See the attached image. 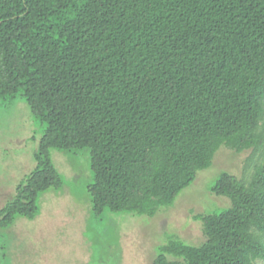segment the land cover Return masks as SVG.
Masks as SVG:
<instances>
[{
  "label": "trees",
  "instance_id": "16d2710c",
  "mask_svg": "<svg viewBox=\"0 0 264 264\" xmlns=\"http://www.w3.org/2000/svg\"><path fill=\"white\" fill-rule=\"evenodd\" d=\"M0 56V100L22 96L46 125L0 228L64 186L54 149L90 150L94 217H152L223 145L264 138V0H0ZM214 190L231 206L202 217L205 242L171 236L154 264L264 260V162Z\"/></svg>",
  "mask_w": 264,
  "mask_h": 264
},
{
  "label": "rangeland",
  "instance_id": "374dc122",
  "mask_svg": "<svg viewBox=\"0 0 264 264\" xmlns=\"http://www.w3.org/2000/svg\"><path fill=\"white\" fill-rule=\"evenodd\" d=\"M3 76L0 56V81ZM45 129L22 96L0 100V210L36 168ZM260 131L264 135V119ZM51 157L65 184L40 196L35 219L18 216L0 228V264H154L171 236L201 245L206 240L202 217L231 206L228 197L214 190L216 180L227 173L249 183L256 165L264 162V138L258 148L242 152L223 145L211 167L200 171L173 205L161 207L152 217L110 211L94 217L88 191L93 181L90 150L54 149ZM169 262L185 264L174 256Z\"/></svg>",
  "mask_w": 264,
  "mask_h": 264
}]
</instances>
